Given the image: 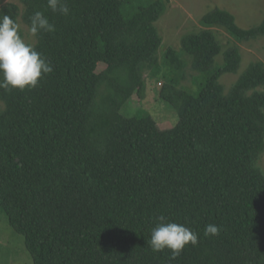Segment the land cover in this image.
Instances as JSON below:
<instances>
[{"label":"trees","instance_id":"obj_1","mask_svg":"<svg viewBox=\"0 0 264 264\" xmlns=\"http://www.w3.org/2000/svg\"><path fill=\"white\" fill-rule=\"evenodd\" d=\"M21 1L0 16L30 27L42 11L56 29L34 44L53 71L36 88L0 89V210L34 264H264V62L226 92L220 78L238 72L242 55L229 47L216 66L223 47L211 29L244 42L264 36V20L244 28L216 8L180 50L165 49L161 96L178 121L161 129L148 111L123 108L162 66L164 0H65L68 15ZM184 56L200 73L195 93L181 85ZM159 215L198 243L175 260L153 252L146 240ZM208 224L219 234L204 236Z\"/></svg>","mask_w":264,"mask_h":264},{"label":"rangeland","instance_id":"obj_2","mask_svg":"<svg viewBox=\"0 0 264 264\" xmlns=\"http://www.w3.org/2000/svg\"><path fill=\"white\" fill-rule=\"evenodd\" d=\"M166 10L155 22L159 34L163 41V46L159 51L160 70L157 78L147 76V88L144 96L140 97L135 92L131 100L124 106L123 113L126 115L136 114L140 110H146L158 122L161 129L172 128L178 121V113L161 96V89L164 83L163 74L168 70L164 66L163 54L167 47L176 50L181 48L182 38L194 32L201 31L204 26L201 23L202 17L216 9L221 8L230 11L235 15L237 23L244 28L257 26L264 20V0H164ZM8 3H16L21 11L24 5L21 0H0V8ZM19 26L26 43L35 44L37 36H33L30 27L19 16ZM222 45V52L216 56V66L223 63L224 51L232 46H238L242 55V62L237 73H225L220 78L225 91L228 92L239 79L248 66L256 61L264 62V36L249 41L238 42L222 27L213 26L211 28ZM186 65L184 71L186 77L181 78V85L190 89L194 93L200 87L198 79L200 73L193 68L191 58L184 56ZM106 68V64L100 63L97 71ZM203 81L204 78H201ZM264 90V87L260 88ZM5 107V103L0 100V109ZM259 166L264 171V151L259 161ZM0 264H34L33 257L28 251L25 238L17 232L9 223L8 217L3 210H0Z\"/></svg>","mask_w":264,"mask_h":264},{"label":"clouds","instance_id":"obj_3","mask_svg":"<svg viewBox=\"0 0 264 264\" xmlns=\"http://www.w3.org/2000/svg\"><path fill=\"white\" fill-rule=\"evenodd\" d=\"M47 7L53 12L68 15L70 9L65 0H47ZM30 33L37 36L41 32H54L55 25L50 23L42 11L30 17ZM53 71L51 61L31 43H26L20 35V26L8 15L0 16V89L21 91L36 88L44 75ZM146 244L153 252L168 249L170 259L175 260L186 245L198 243V234L183 224L171 222L164 215L155 218ZM220 227L208 224L204 236L218 235Z\"/></svg>","mask_w":264,"mask_h":264}]
</instances>
